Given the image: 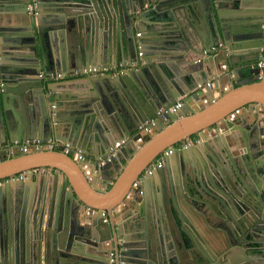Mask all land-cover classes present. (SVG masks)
Here are the masks:
<instances>
[{"label":"water","instance_id":"water-1","mask_svg":"<svg viewBox=\"0 0 264 264\" xmlns=\"http://www.w3.org/2000/svg\"><path fill=\"white\" fill-rule=\"evenodd\" d=\"M263 25L264 0H0V142L78 144L108 183L53 146L0 151V264H264ZM99 64L124 69L46 76Z\"/></svg>","mask_w":264,"mask_h":264},{"label":"built area","instance_id":"built-area-1","mask_svg":"<svg viewBox=\"0 0 264 264\" xmlns=\"http://www.w3.org/2000/svg\"><path fill=\"white\" fill-rule=\"evenodd\" d=\"M263 30H264V25H263ZM221 46H222V44L220 43V44H218L217 47H212V49L215 51V50H217L218 47H221ZM256 66L261 69L260 71H262V69L264 68V41H263V44H262L261 49H260L259 58L256 62ZM123 69H124L123 66H118L116 64H109V65L99 64L96 66L83 68L81 70H75L73 73H69V74H64L62 72H58V73L50 72L46 76L50 79H59V78L72 77L74 75H89V74H103V73L117 74V73L123 71ZM41 75H43V74L41 73ZM206 84L210 85V82H207ZM182 103H183V99L179 98L175 102L170 104L166 108V110L169 113H175L181 107ZM162 110L165 111V109H159V111L157 112V115L161 114ZM216 131H222V128L217 126V125L212 126L205 131V134L207 136H210L213 133H215ZM202 140H203L202 136H192V137L184 139L183 141L178 142L174 146H171V147H168V148L162 150L159 153V155L157 156L156 161L153 164H151V166L146 171L150 172L151 168H155V166H160L164 162L165 157L169 156L170 153L173 152V150L184 149V148L190 147L194 144H199V143H201ZM52 146L57 148V149H61L64 153H66L68 155H71L75 161H84L86 159V154L83 153L80 149L76 148L72 143H70L68 141H60L58 139H54V140L50 139L48 141H43L40 139H26V140H23L21 142H16V141L11 142V143L0 142V151L3 150L7 154L11 155V154H14L16 152H19V153L36 152L39 150L48 149ZM118 146H119V142H115L114 148H112L110 150V154H114V151H115L116 147H118ZM101 160H103V159L101 158ZM41 170L42 169H39V168H33V169H30L27 171H23L17 175V178L21 179V178L26 177L29 173H38ZM6 180H7V178L0 180V184Z\"/></svg>","mask_w":264,"mask_h":264},{"label":"crops","instance_id":"crops-1","mask_svg":"<svg viewBox=\"0 0 264 264\" xmlns=\"http://www.w3.org/2000/svg\"><path fill=\"white\" fill-rule=\"evenodd\" d=\"M210 83H212V81ZM218 86H219L218 90L221 92V90L229 88L231 86V84L229 82H227V81H223L222 83H219ZM213 91L215 92V94H217L219 92V91H216L215 89ZM180 97H182V96H180ZM197 102L198 101H192L190 104H191V106H196L198 104ZM254 107H259V105L255 104ZM260 116L262 118L264 117L263 114H260ZM243 117L246 118L249 123H252L253 120L255 119L253 113H251L250 110H248V108H241V109L237 110V112L233 115V118L237 119L238 121H241L240 119H242ZM259 119H261V118L259 117ZM262 123L263 122L260 123L261 126L263 125ZM151 133H153V132H151V130L149 132L146 131V130H142L141 131V134H142L141 139H139L138 141H135L136 144L135 143L133 144V146H134L133 147V151L134 152L142 147L143 143L145 142L146 139H148L150 137ZM115 142H119V146L116 147V149H119L121 147V145H122V140L118 138ZM115 142H114V145H115ZM73 145L76 148L81 149V146H79L78 144H74L73 143ZM89 152H91V150H89ZM77 162L81 166L82 170L85 172V175H86L87 179L89 180V182H90L92 187L97 188V189H104L108 185L106 180H104L103 178L99 177V175H97V176L95 175V171L93 169V165L91 164V162L89 160L87 161L85 159L84 161H77ZM44 171H45L44 169L39 171V175H37V176H40L41 175L40 172L44 173ZM48 173L50 175L51 171L48 172V169H46V171H45L46 176L48 175ZM114 175H116V174L114 173ZM111 181H114L113 177H112ZM109 184H110V182H109ZM131 200H133V199L131 198V195H129L127 197L126 201H131ZM120 206H122V204ZM119 211H120L119 208H117L116 209V213H119ZM80 212H82L81 215L84 218H87V216H90V214L95 213L93 210L91 211V210H89V209H87V208H85L83 206L81 207ZM111 217H113V214H112Z\"/></svg>","mask_w":264,"mask_h":264},{"label":"bare ground","instance_id":"bare-ground-1","mask_svg":"<svg viewBox=\"0 0 264 264\" xmlns=\"http://www.w3.org/2000/svg\"><path fill=\"white\" fill-rule=\"evenodd\" d=\"M19 153V152H18ZM21 154H26V153H21Z\"/></svg>","mask_w":264,"mask_h":264},{"label":"flooded vegetation","instance_id":"flooded-vegetation-1","mask_svg":"<svg viewBox=\"0 0 264 264\" xmlns=\"http://www.w3.org/2000/svg\"><path fill=\"white\" fill-rule=\"evenodd\" d=\"M220 44V43H219ZM222 47V46H221ZM220 48V47H219ZM217 50H218V48H217Z\"/></svg>","mask_w":264,"mask_h":264}]
</instances>
